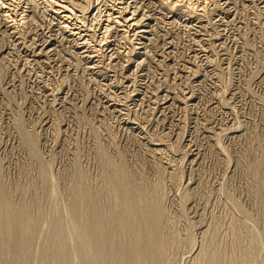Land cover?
I'll return each instance as SVG.
<instances>
[{
	"label": "rangeland",
	"instance_id": "obj_1",
	"mask_svg": "<svg viewBox=\"0 0 264 264\" xmlns=\"http://www.w3.org/2000/svg\"><path fill=\"white\" fill-rule=\"evenodd\" d=\"M106 158L158 187L168 264H206L211 233L219 264H264V0H0V192L36 218L7 264H42L55 222L66 264H88L71 187L83 172L107 210Z\"/></svg>",
	"mask_w": 264,
	"mask_h": 264
},
{
	"label": "bare ground",
	"instance_id": "obj_2",
	"mask_svg": "<svg viewBox=\"0 0 264 264\" xmlns=\"http://www.w3.org/2000/svg\"><path fill=\"white\" fill-rule=\"evenodd\" d=\"M261 157L259 160H261ZM111 160L106 158V163L113 171V175L108 177L109 179L105 178L102 182L100 190L107 193H118L116 195H120V199L118 198L120 201L117 200L118 196L115 197V195L111 196L109 194L110 197H113V202L109 200L111 205H108L109 207L107 210L103 209V206L98 207L101 202H98V197H100L98 195L101 191L99 194L97 192H93L92 190L96 191L97 189H90V186H88L89 184L86 183L87 180H85L86 176H84V173L82 172V175L76 174L79 168L78 165L75 167L76 180L75 183L73 182V186L71 185L72 194L70 193L71 200L69 202H72L71 211L74 216L79 217L81 225L83 226L85 239L88 242V246L90 245V250L88 248L87 254L78 250L80 254L79 259L86 261L88 264L171 263L172 258H168L165 254L167 252L166 248L167 246L169 247V245L171 247V244H175L176 242H171V239L166 236L168 234L167 232L165 235L167 238L164 239L165 241L158 234L161 232H158V230L161 229L160 224H162V222L164 224L168 223L167 225L169 227H173L169 218L165 216L166 213L164 214L165 210L162 208L164 205L161 204V200L159 199L160 197L157 195L159 191H157L158 187L145 185L144 182V185L142 184L143 186H139V184L135 182L134 177L136 176L127 170L121 159V162H113L114 160ZM44 172L41 170L42 178L45 180L46 177L44 176L45 174H43ZM115 176H119L120 180L116 182ZM252 178V184L255 183L253 185L255 192H253L255 196L258 195L259 201L261 202L258 203L261 205V210L259 209V223L261 224V227L263 228L262 232L264 233V174L262 175V172L260 174L255 173ZM159 196H161L160 193ZM102 198L103 197H101V199ZM12 203L13 201L11 202V198L7 192H0V264H7L8 260L10 261L9 257L11 255L19 256L17 258L18 261L19 258L24 259L25 261L26 256L28 255V239L36 227V218L29 215L27 206L25 204H20L19 209L17 208L18 211L14 212ZM100 204L102 205V203ZM112 227L115 228V232L110 234ZM50 231L51 232L47 240L49 241L47 243H49L50 246L47 249V252L43 254L42 264H66L65 245L62 237L61 223L55 222ZM231 233H233V230ZM210 236V239L208 238L210 240V251H207L205 254H201V256L199 253L198 255L204 259L206 264H219L224 262L223 258L226 255H224L223 252L225 250H220L219 248L221 246L219 248H216V246L211 248L213 244L216 245V240L214 239V236L216 235L211 233ZM235 238L236 239H233L235 247L242 251L243 258H249L248 260L250 261V257L253 256L255 252L254 248L256 247V244H258L257 237L254 233H252L251 229L245 225L243 226L240 234L237 235V237L235 236ZM174 246H178V244H175ZM162 259L164 261H162ZM230 259L231 258H229V260ZM24 261L22 260L21 263ZM244 261L245 260H243V262ZM230 262H233V260Z\"/></svg>",
	"mask_w": 264,
	"mask_h": 264
}]
</instances>
